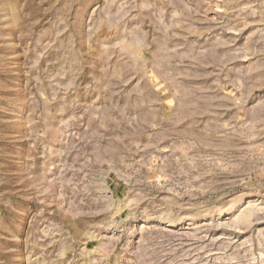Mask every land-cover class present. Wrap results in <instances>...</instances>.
<instances>
[{"label":"rangeland","instance_id":"1","mask_svg":"<svg viewBox=\"0 0 264 264\" xmlns=\"http://www.w3.org/2000/svg\"><path fill=\"white\" fill-rule=\"evenodd\" d=\"M0 264H264V0H0Z\"/></svg>","mask_w":264,"mask_h":264}]
</instances>
